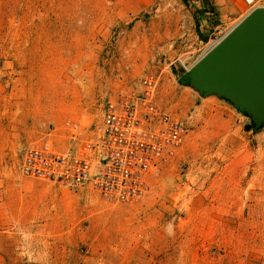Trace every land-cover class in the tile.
Segmentation results:
<instances>
[{
  "label": "rangeland",
  "instance_id": "rangeland-1",
  "mask_svg": "<svg viewBox=\"0 0 264 264\" xmlns=\"http://www.w3.org/2000/svg\"><path fill=\"white\" fill-rule=\"evenodd\" d=\"M236 1L0 0V264H264V126L177 82L264 6ZM146 75L189 131L145 196L22 175L29 142L67 119L93 127L106 98Z\"/></svg>",
  "mask_w": 264,
  "mask_h": 264
},
{
  "label": "built area",
  "instance_id": "built-area-1",
  "mask_svg": "<svg viewBox=\"0 0 264 264\" xmlns=\"http://www.w3.org/2000/svg\"><path fill=\"white\" fill-rule=\"evenodd\" d=\"M222 37L211 40L202 56ZM187 69L182 64L181 71ZM157 86L158 79L146 75L133 87H118L105 99L101 120L93 127L72 119L63 130L50 127L25 147L22 175L73 189L92 187L111 201L139 200L189 131L187 120L158 104ZM61 133L67 138L65 148L55 143Z\"/></svg>",
  "mask_w": 264,
  "mask_h": 264
},
{
  "label": "water",
  "instance_id": "water-1",
  "mask_svg": "<svg viewBox=\"0 0 264 264\" xmlns=\"http://www.w3.org/2000/svg\"><path fill=\"white\" fill-rule=\"evenodd\" d=\"M177 82L201 96L215 95L264 126V6L239 20Z\"/></svg>",
  "mask_w": 264,
  "mask_h": 264
},
{
  "label": "crops",
  "instance_id": "crops-1",
  "mask_svg": "<svg viewBox=\"0 0 264 264\" xmlns=\"http://www.w3.org/2000/svg\"><path fill=\"white\" fill-rule=\"evenodd\" d=\"M236 2L240 3V0H237ZM238 7H239V12L245 11V6L242 3H240Z\"/></svg>",
  "mask_w": 264,
  "mask_h": 264
},
{
  "label": "bare ground",
  "instance_id": "bare-ground-1",
  "mask_svg": "<svg viewBox=\"0 0 264 264\" xmlns=\"http://www.w3.org/2000/svg\"><path fill=\"white\" fill-rule=\"evenodd\" d=\"M217 42H218V41H214V42H212V43L210 44V46L213 47Z\"/></svg>",
  "mask_w": 264,
  "mask_h": 264
},
{
  "label": "trees",
  "instance_id": "trees-1",
  "mask_svg": "<svg viewBox=\"0 0 264 264\" xmlns=\"http://www.w3.org/2000/svg\"><path fill=\"white\" fill-rule=\"evenodd\" d=\"M203 40H205V39H203ZM250 126V128H252V125H249Z\"/></svg>",
  "mask_w": 264,
  "mask_h": 264
}]
</instances>
